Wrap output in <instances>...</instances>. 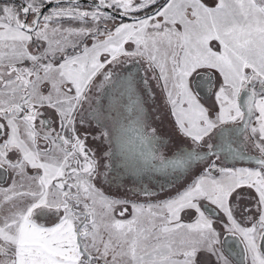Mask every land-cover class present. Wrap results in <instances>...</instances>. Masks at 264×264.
<instances>
[{
	"label": "snow or ice",
	"instance_id": "snow-or-ice-1",
	"mask_svg": "<svg viewBox=\"0 0 264 264\" xmlns=\"http://www.w3.org/2000/svg\"><path fill=\"white\" fill-rule=\"evenodd\" d=\"M0 264H264V0H0Z\"/></svg>",
	"mask_w": 264,
	"mask_h": 264
}]
</instances>
